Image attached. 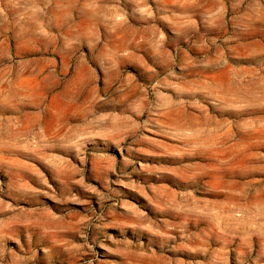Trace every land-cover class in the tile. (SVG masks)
Wrapping results in <instances>:
<instances>
[{"label":"rangeland","instance_id":"obj_1","mask_svg":"<svg viewBox=\"0 0 264 264\" xmlns=\"http://www.w3.org/2000/svg\"><path fill=\"white\" fill-rule=\"evenodd\" d=\"M264 264V0H0V264Z\"/></svg>","mask_w":264,"mask_h":264},{"label":"bare ground","instance_id":"obj_2","mask_svg":"<svg viewBox=\"0 0 264 264\" xmlns=\"http://www.w3.org/2000/svg\"><path fill=\"white\" fill-rule=\"evenodd\" d=\"M159 264V263H158Z\"/></svg>","mask_w":264,"mask_h":264}]
</instances>
